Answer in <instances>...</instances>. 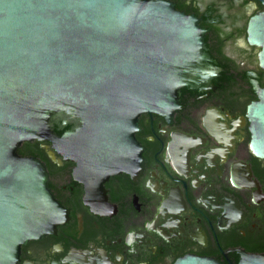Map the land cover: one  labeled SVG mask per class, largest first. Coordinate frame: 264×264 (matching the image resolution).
Returning <instances> with one entry per match:
<instances>
[{"label":"water","instance_id":"water-1","mask_svg":"<svg viewBox=\"0 0 264 264\" xmlns=\"http://www.w3.org/2000/svg\"><path fill=\"white\" fill-rule=\"evenodd\" d=\"M247 41L264 69V12L249 22ZM203 47L197 21L167 2L0 0V264H19L23 245L67 220L45 163L18 149L47 142L49 159L75 161L86 184L139 174L138 117L170 119L181 89L208 80ZM252 84L250 149L264 159V88ZM58 124L73 128L58 134ZM174 264L219 263L186 256ZM238 264H264V255Z\"/></svg>","mask_w":264,"mask_h":264},{"label":"flooded vegetation","instance_id":"flooded-vegetation-1","mask_svg":"<svg viewBox=\"0 0 264 264\" xmlns=\"http://www.w3.org/2000/svg\"><path fill=\"white\" fill-rule=\"evenodd\" d=\"M149 1L197 21L208 80L181 89L170 119L138 117L137 175L86 184L75 161L57 164L41 147L48 143L34 141L32 156L45 163L67 220L23 245L19 264H174L186 256L238 264L243 255H264V159L250 149L247 118L258 100L252 81L264 88L260 48L247 41L264 0ZM58 125V134L73 128Z\"/></svg>","mask_w":264,"mask_h":264},{"label":"trees","instance_id":"trees-1","mask_svg":"<svg viewBox=\"0 0 264 264\" xmlns=\"http://www.w3.org/2000/svg\"><path fill=\"white\" fill-rule=\"evenodd\" d=\"M38 143L37 142H32V143H24L19 149H18V154L20 156H37L36 151H37Z\"/></svg>","mask_w":264,"mask_h":264}]
</instances>
